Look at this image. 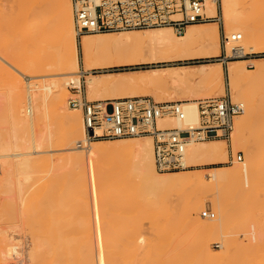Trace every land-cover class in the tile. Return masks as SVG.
I'll use <instances>...</instances> for the list:
<instances>
[{
	"label": "bare ground",
	"instance_id": "1",
	"mask_svg": "<svg viewBox=\"0 0 264 264\" xmlns=\"http://www.w3.org/2000/svg\"><path fill=\"white\" fill-rule=\"evenodd\" d=\"M22 1L28 3V7L23 10V20L26 22L36 8L38 0ZM39 2L38 9H46L49 12L48 23L29 24L22 39L15 40L8 50H5L0 42V76L4 77L5 84L4 89L0 90V213L1 217L7 220V225L0 228V264H36V256L42 250L45 257L50 255L52 258L44 259L40 264H81L80 261L83 260L87 264H122V257L116 255L110 258L105 252L109 243L106 224H109L110 208L119 210L118 213L115 214L114 211L112 214L116 220L113 221L114 230L123 234L122 232L125 233L131 226L130 222H136L133 221L134 218L131 221L132 211L126 208L130 203L135 208L134 212L139 215L151 212L154 215L152 218L158 220L156 224H161L170 208L164 206L158 214L157 210L151 207V200L156 198L159 201L158 199L164 196L165 189L171 186L183 185L205 192L212 191L214 201L220 200V191L226 186L241 191L252 187L253 168L258 166L257 158L264 157V137L256 135V140L251 137L258 122L264 124V59H252L254 67L251 69L244 65L247 60H229L226 65L230 97L241 102L244 107L243 114L236 116L240 118L236 120L231 132V144L234 149L244 148L245 160L233 162L230 167L213 166L203 170L159 172L154 165L152 140L148 135L131 137L129 140L118 138L111 142H101L103 139L88 140L83 121L81 123L80 109L69 104L66 85L73 83L80 86L81 77L84 76L85 90L91 98L118 99L150 95L158 101H181L185 118L176 120L164 117L157 120V125L178 127L186 123H196L197 99L217 96L223 92L222 72L218 64L220 62L199 63L193 69L167 66L146 70L144 73L139 71L137 75L124 74L112 78L108 77L111 73L97 75L92 74L91 70L137 62L217 56L219 41L216 25L193 23L181 32H175L170 27H153L84 33L79 35L78 57L71 1ZM217 2L218 0L204 1V11L208 16L217 15ZM251 2L253 0H220L226 38L232 33L241 35L237 42L228 45V51L231 45L237 46L238 49L243 48V51L261 48L257 27L261 11H252L255 7L251 6ZM32 47L36 49L34 56L29 54ZM9 67L19 74H15ZM45 67L50 73L41 75L44 77L43 81L29 82L30 78L37 76L33 74L36 68ZM20 74L28 81L25 88ZM165 84L174 86L179 94L159 93L158 88ZM199 85L206 91L199 93L198 89L190 88ZM50 105L52 109L49 108ZM51 113L63 128L60 136L64 142L62 148H59V135L51 126ZM90 131L94 133L93 129ZM54 146L57 148H53ZM52 151L65 153L56 158L44 154ZM113 152L132 158L130 171L121 175V178L113 177L114 172L107 167L99 170L101 162H109V156ZM185 159L197 165L225 161V142L222 139L189 141L185 148ZM63 166H66V170H62ZM84 170L92 171L93 217L98 236V251L88 256L75 257L65 254L59 247L60 199L55 193L59 194V186L69 180V175L76 186ZM38 172H44L46 183L44 181L33 186L34 173ZM44 202L54 207V215L50 213V219L53 220L46 227L48 237L52 233L57 237L54 244L50 242L47 248L40 250L42 239L38 234L30 235L31 245L26 249L23 241H20L21 237L18 238L20 240L16 239L8 230L23 227L26 220L21 223L19 219L28 213L31 206ZM203 204L202 198L188 201L183 210L193 231L202 234L196 239V251L187 248L182 237H174L173 244L170 243L171 247L163 250L161 245L159 250L156 245H152L153 242L143 240L139 234L137 243L134 242L138 254L132 258L131 264H225L229 261L235 247L225 231L228 227L229 211L217 205L219 215L203 219L199 213ZM126 218L130 221L127 222ZM157 229L160 230V227ZM210 233L221 240L220 250L214 251L210 248L206 236ZM260 236V227L255 223L251 224L250 241H256ZM130 241L126 243L129 244Z\"/></svg>",
	"mask_w": 264,
	"mask_h": 264
},
{
	"label": "rangeland",
	"instance_id": "2",
	"mask_svg": "<svg viewBox=\"0 0 264 264\" xmlns=\"http://www.w3.org/2000/svg\"><path fill=\"white\" fill-rule=\"evenodd\" d=\"M39 1L40 0H38L36 8L32 11V13L29 15L28 19L25 22L23 20L24 19L23 10L28 7V3H25L22 0H0V42H2L3 44L2 47H4L5 50H8V47L12 45L15 40L22 39V37L24 36L26 32L27 27H29V24L31 23L41 24L44 22L45 24L48 23L49 12L46 9H38L40 8ZM257 1L258 3H256ZM251 3H252L251 6L253 8L255 7L254 9H251L252 11L254 12L261 11L259 12L260 18L259 20H257L258 21L257 27H258V34H259L258 43L259 45H261V48L257 49L258 51L257 50L245 51L249 53L255 52L254 55L250 54L244 57L230 59V60H247L245 61L244 65L249 69L254 67L253 65L254 61H251L252 59L254 60L260 59V58L264 59V54H258L259 52H264V0H253V2ZM198 24H203V25L215 24L216 25L218 41H219V53H221L222 48H223L221 39L223 35L226 36V33L224 30L223 20L221 18L220 0H218L217 2V15L214 16V18H212L211 20L199 22ZM80 36H77V34L75 36V44L77 47L78 57H80V45H79ZM35 53H36V49L32 47L29 54L34 56ZM217 56L203 57V58L200 57V58H193V59H187V60H175V61H159L158 60V61H151V62L150 61L137 62L133 64L110 66V67L103 68V69L94 68L91 70V72L92 74H97V75L111 73V75H109L108 77L111 76L110 78H112V76L117 77V76L124 75V74L125 75H132V74L137 75L140 73L139 71L144 73V72H147L146 70L149 71L155 68H161V67H167V66H183V67H186L185 69H193V68H196L195 65L199 63L220 62L218 64L222 72L223 92L220 95L210 96V97H220L223 95H228L230 97V90H229V83H228L229 80H228V75L226 71L227 63H224L221 60L216 59ZM249 64H252V65L249 66ZM10 70H12L15 74H19L15 69L10 68ZM118 72L122 74H116ZM48 73H50V70L47 67L43 69L36 68L33 74L37 76L30 78L29 82H33L35 80L38 82H41L44 79V77H42L41 75L48 74ZM19 77L21 78L23 82V86L25 88L28 82L26 81L27 79L24 78L22 74H20ZM81 79H82L81 89L84 92V96L86 97V99L88 100L90 99L91 100L109 99L107 97L100 98V99L91 98L85 90V83L83 80L84 76H82ZM3 82H4V77L0 76V90L4 89L5 84H3ZM66 88L68 90L67 98L69 100V97L71 98L73 96L72 94H74V89H71L68 86V84L66 85ZM190 88L192 90L193 88L195 90L198 89L199 93L206 91L205 89L200 87V85L193 86ZM256 88H258V86L255 87V89ZM157 91L159 93L179 94V93H176L177 90L175 89V87L170 86L169 84L161 85V87L158 88ZM179 91H183V90H179ZM146 96L152 97L154 99L153 96H150V95H146ZM199 99H202V98H199ZM49 108L52 109L53 108L52 105H50ZM80 113H81V110H80ZM242 114L243 112L240 115ZM239 118L240 117H236L234 119L232 131L234 130V125H235L236 120ZM50 121H51L52 129L55 131L56 134L59 135V148H62L64 142L60 139V136H61V132L63 131V128L62 126H60L55 115L52 113H51ZM81 123H82V113H81ZM256 128H254L255 130L253 129V132H252L253 135L251 136L252 140H256L257 136L259 135H262L260 137H264V124H262V122L261 123L258 122V126ZM123 138H125L126 140H129L131 137H123ZM117 139L118 138L103 139L100 141L101 142H111ZM212 139L224 140L225 148H226L225 161H220L215 164H204V165H197L195 163L193 164L192 162L187 161V163L189 164L191 163L193 166L190 168L184 169V170L170 171V172H179V171L185 172L188 170H203V169L211 168L213 166L230 167L232 166L233 162H242L245 160V151L243 147H239L236 149L232 148L231 133L228 138L216 137ZM53 148H57V147L54 146ZM64 153H65L64 151H52V152L44 153V154L47 156L56 158L57 156L59 157L62 156ZM237 155H241V160L236 159ZM109 157H110L109 162L107 163L101 162V167L99 168V170L101 169L100 171H102L103 167H107L112 172H114L113 177L121 178V175L128 173L130 171L131 165H133L132 158L126 155H123L119 152H113L110 154ZM257 163H258V166H255L252 171L253 181H254L252 187L247 191H241L238 189L237 190L234 189V187L226 186L220 191V195H221L220 200L222 201L220 200L214 201L213 197L211 196L213 195L212 191L205 192V191H202V189L200 190V189L187 187L183 185L178 186V187L171 186L172 188L171 187L166 188L165 189L166 192L164 196L161 197L162 199L161 198L158 199L160 202L157 201L156 198L155 199L153 198V200H155L153 201L151 200L152 197H150V200H151L150 205L152 208H155L157 210L158 214L161 213V209L164 206L171 209V211L169 209L168 211L169 213H166L165 217H163L164 219H162V223L161 224L157 223L158 225L156 224L158 220H156L155 218H152L154 217V215L151 212L148 214H145L147 216L139 215L136 212H134L135 208H133L132 207L133 205L130 203V206L126 208L132 211L131 221L134 218L135 220L133 221H136V222L138 221V222L137 223L130 222L131 226L127 228V230L125 229L126 230L125 233L122 232L123 234H120V232L114 230L113 221H116V220H115V217L113 218L112 216L114 211H115L114 213L116 214L118 213L119 210L116 209L117 210L116 211L114 208H110L109 211L111 214L109 215V220H108L109 224H106L107 237L109 239V243L107 244L106 250H105L106 254L110 258L116 255L120 256L123 259L122 264H131L132 258H134L135 256L137 257V255L135 254H138L137 253L138 251L135 247L136 245L135 243H137V238L139 234L143 240L149 241L150 243L153 242L152 245H156V247L159 250H161L162 248L163 250H165L171 247L172 245L170 246V243L173 244L174 240L172 239H174V237L175 238L179 237L180 239L182 237V239L185 240L184 245H186L187 248L193 251H196V247H197L196 239L199 236H202V234L199 235L198 233H195L193 231V227L191 226L190 222L185 218L183 210H184L185 205L188 203V201L191 202L193 200L202 198L204 201V204L200 208V211H199V213L201 214L200 216H202V211L204 209H210L213 213H215L214 217H217L219 215V212L217 211V208H216L217 205L219 207H225L229 211L228 227L225 231L227 233V236L234 242L233 244L235 245V247L233 251L231 252V258L225 264H264V157L262 156L258 157ZM62 170H66V166H63ZM76 173L78 174L77 171ZM91 174H92V171L84 170L81 173V176H82L80 177L81 179H79L76 182V186H74V183L71 178L72 176L68 174L69 180H67L65 184L61 183L62 185L59 186L60 191L58 195L57 193H55L56 194L55 196L58 199H60L59 200L60 201L59 202V208H60V211H59L60 213L59 214V247L62 249V251L65 254L72 255L75 257H80L84 255L88 256V254L98 251V245H97L98 236L96 233L97 231H96V226H95L94 217H93L94 203L92 200ZM34 175L35 177L33 178L34 180L33 186H37L39 183H42L44 181H45L44 183H46L47 178L43 177L44 172L34 173ZM69 184L70 185L72 184V186H70ZM44 204H39V205L35 204L34 206H31V208L28 209V213H26L25 216L22 217V219L21 218L19 219L20 221H22L21 223H24V221L26 220L25 221L26 224L25 223L24 225L22 224L23 227L21 226L16 229L14 228L12 230L10 229L8 230V233L11 234V236L15 237L16 239L21 237L20 238L21 240L20 239L18 240H20L21 242L23 241L22 244L23 246L25 245L24 248L26 249L28 248V246L31 245V236L33 234H38L39 237L42 239V242H41L42 247L39 248L40 250L47 248L48 243L52 242L54 244L55 242L57 235L55 236V234L52 233L48 237V228L46 229V227H48V223L53 220V219L52 220L50 219L52 217L50 213L54 215V210L52 209L54 207L52 204H50L52 205V207L50 208L49 207L50 205L47 202H44ZM42 205L44 206V211H43ZM39 206L41 208H39ZM35 208H39V209H35ZM30 209L32 213H30ZM1 215L2 213H0V220H1L0 228L5 227L7 225V220H4L3 216L1 217ZM28 217L30 218L28 219ZM202 218L210 219V218L203 217V216ZM129 221L130 220L128 219L127 222ZM130 223L128 224L130 225ZM253 223L257 224L260 227L261 236L258 240L252 242L250 241L249 237H250L251 224ZM156 226L160 227L161 232L160 230H158L159 228L157 229ZM16 230H19V232ZM34 231H36V233ZM127 231H129V233ZM131 232H133L134 234ZM130 235H132V237ZM206 236H207V240L209 241V245L211 249H213L214 251H218L221 249V240L216 238L215 234L210 233ZM123 237L126 239H123ZM127 239L129 241L131 240L130 241L131 243L128 242L129 244H127L126 243V241H128ZM154 242H156L159 245L155 244ZM165 243H166V246H165ZM159 246H161V249ZM239 246L241 248H239ZM129 250H131L132 252ZM129 255H131V257ZM47 258L50 260L52 257L50 255L45 257L44 251L42 250L36 256V259H38V262L35 259L36 264H40L41 262H43L44 259H47ZM80 263L87 264V262H84V260L80 261Z\"/></svg>",
	"mask_w": 264,
	"mask_h": 264
},
{
	"label": "built area",
	"instance_id": "3",
	"mask_svg": "<svg viewBox=\"0 0 264 264\" xmlns=\"http://www.w3.org/2000/svg\"><path fill=\"white\" fill-rule=\"evenodd\" d=\"M77 36L84 33L117 32L153 27H170L181 32L190 24L211 20L204 11L205 0H70ZM239 33L222 36V51L216 59L227 63L230 59L255 52H245L237 46L227 47L240 39ZM258 54H264L259 52ZM82 78V77H81ZM82 80V79H81ZM74 89L69 104L79 108L88 140L115 139L148 135L152 140L154 165L159 172L178 171L192 167L185 159L189 141L216 137L228 138L234 118L243 112V104L228 95L208 97L196 101L198 121L178 127H160L157 120L168 117L185 118L181 101H158L149 96L118 99L88 100L80 86ZM90 129L94 130L91 133ZM241 160V155L236 156ZM203 217H213L210 209Z\"/></svg>",
	"mask_w": 264,
	"mask_h": 264
}]
</instances>
